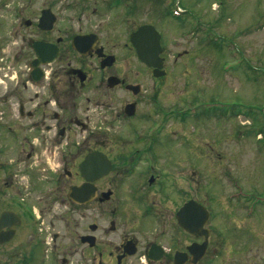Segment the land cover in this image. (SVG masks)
I'll use <instances>...</instances> for the list:
<instances>
[{
  "label": "flooded vegetation",
  "instance_id": "flooded-vegetation-1",
  "mask_svg": "<svg viewBox=\"0 0 264 264\" xmlns=\"http://www.w3.org/2000/svg\"><path fill=\"white\" fill-rule=\"evenodd\" d=\"M146 1L156 6L148 19ZM204 6L0 0V247L10 245L9 264L206 263L212 232L205 253V223L200 235L181 224L194 223V207L204 222L209 211L189 153L182 164L177 151H191L177 131L194 110L161 105L166 43L175 63L205 58ZM144 26L160 35L159 77L132 41Z\"/></svg>",
  "mask_w": 264,
  "mask_h": 264
},
{
  "label": "rangeland",
  "instance_id": "rangeland-1",
  "mask_svg": "<svg viewBox=\"0 0 264 264\" xmlns=\"http://www.w3.org/2000/svg\"><path fill=\"white\" fill-rule=\"evenodd\" d=\"M201 2L205 58L175 63L166 43L161 105L194 110L191 125L177 131L179 139L188 136L191 151L179 148L181 143L177 151L184 159L189 153L195 184L205 185L214 244L205 264H264V202L255 197L264 196V0ZM146 4L148 19L156 6ZM151 78L146 72L147 99ZM143 106L150 110L148 102ZM152 122L141 125L152 130ZM253 127L260 131L249 132ZM10 252V245L0 247V264L11 262Z\"/></svg>",
  "mask_w": 264,
  "mask_h": 264
},
{
  "label": "water",
  "instance_id": "water-1",
  "mask_svg": "<svg viewBox=\"0 0 264 264\" xmlns=\"http://www.w3.org/2000/svg\"><path fill=\"white\" fill-rule=\"evenodd\" d=\"M160 35L159 33L155 30L154 27L152 26H144L141 28L139 31L133 34L132 36V41L134 46L136 47V51L138 52L140 58L145 61L147 66L153 67L154 68V76L159 77L164 74V72L159 71L162 67V58L160 57L162 48L160 46ZM98 160H100V157H97ZM90 157H87V161L85 162L88 163ZM110 169V166H107L103 168V170L99 173V175H104L107 173ZM88 179V175H86ZM90 179V177H89ZM194 223H187L186 222H181V224L184 226L185 229L188 231L192 232L195 235H200L201 227L205 223V253L207 252V247H208V241H209V236L211 231L206 228V225L210 218L209 211L205 208V222L204 218H201L204 215L202 213H197V208L194 207ZM2 241V240H1ZM196 250H199V247L195 248Z\"/></svg>",
  "mask_w": 264,
  "mask_h": 264
}]
</instances>
